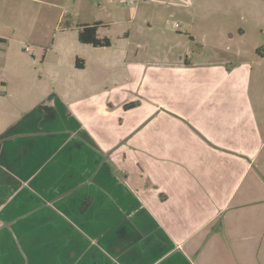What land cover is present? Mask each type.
Masks as SVG:
<instances>
[{
  "label": "crops",
  "instance_id": "crops-1",
  "mask_svg": "<svg viewBox=\"0 0 264 264\" xmlns=\"http://www.w3.org/2000/svg\"><path fill=\"white\" fill-rule=\"evenodd\" d=\"M166 59L0 121V264H264V92L245 62Z\"/></svg>",
  "mask_w": 264,
  "mask_h": 264
},
{
  "label": "rangeland",
  "instance_id": "rangeland-1",
  "mask_svg": "<svg viewBox=\"0 0 264 264\" xmlns=\"http://www.w3.org/2000/svg\"><path fill=\"white\" fill-rule=\"evenodd\" d=\"M97 22L99 36L111 44L79 42L78 28ZM179 53L245 62L249 92L255 86L264 92V0H0V121L21 108L31 114L32 97L17 106L26 91L71 79L68 84L116 86L129 78L127 62L144 67ZM77 58L87 63L79 71L69 68Z\"/></svg>",
  "mask_w": 264,
  "mask_h": 264
},
{
  "label": "trees",
  "instance_id": "trees-1",
  "mask_svg": "<svg viewBox=\"0 0 264 264\" xmlns=\"http://www.w3.org/2000/svg\"><path fill=\"white\" fill-rule=\"evenodd\" d=\"M101 25V24H100ZM99 22L94 24H84L78 28V41L85 44H90L94 47H100V46H109L111 44L110 38L107 36L100 37L98 34V27L100 26ZM77 59L76 65L81 66ZM127 105H133L132 102H130Z\"/></svg>",
  "mask_w": 264,
  "mask_h": 264
},
{
  "label": "built area",
  "instance_id": "built-area-1",
  "mask_svg": "<svg viewBox=\"0 0 264 264\" xmlns=\"http://www.w3.org/2000/svg\"><path fill=\"white\" fill-rule=\"evenodd\" d=\"M175 26H177V23H175ZM24 49L27 50V47H25Z\"/></svg>",
  "mask_w": 264,
  "mask_h": 264
}]
</instances>
